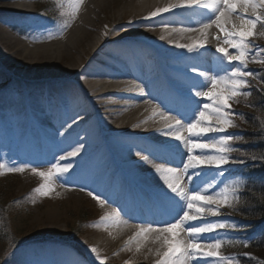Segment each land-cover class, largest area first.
Wrapping results in <instances>:
<instances>
[{"label": "bare ground", "instance_id": "6f19581e", "mask_svg": "<svg viewBox=\"0 0 264 264\" xmlns=\"http://www.w3.org/2000/svg\"><path fill=\"white\" fill-rule=\"evenodd\" d=\"M3 1L0 0V19L30 17V13L25 9L26 0H14L5 6L2 5ZM177 2L178 0H84L72 27L59 39L40 45L32 42L19 44L10 35L0 31V56L5 62L16 65L23 63L25 68L30 67V71H41L50 63L55 65L70 57L68 65L56 76L29 79L34 95L28 100L12 98L5 95L0 88V124L3 130H14L20 144L24 145L31 155L41 153L40 164L48 163L45 161L47 156L44 155L47 149L51 151L49 162L56 163L61 156L82 145L77 156L61 161L71 163L73 167L68 173L56 177L54 183V188H62L64 194L73 200L82 199L85 191L91 190L95 183L101 188L108 171H112L113 177L106 181V188L96 192V196L106 203L101 204L96 199L99 217L93 230L95 232L86 240V245L95 247L107 261L118 262L121 257L132 259L131 264H154L159 258L157 251L154 252L155 258L150 259L144 257L140 251L133 253L127 249L134 244L135 234L141 227L162 222L148 216H145L144 221L140 220L139 217L143 216L144 212L139 195L145 197L153 213V196L160 202L167 198L164 193L172 196L155 167H167V164H174L175 161H179L178 165L182 167L181 160L187 158L185 145L160 131L166 123L162 117L175 114L171 97H182L190 102L191 114L186 124L191 122L190 118L196 108L192 101H200L201 106L208 102L206 98L194 97L193 92L190 95L186 93L185 89L190 87V82L182 68L197 62L192 58L196 53H202L204 50L215 53L216 46L202 47L192 52L178 46L192 44L188 39L198 21L195 8H187L189 10L185 11L184 19L178 16L181 8L155 18L144 19L157 8ZM207 14L206 9L200 12L202 19ZM28 23L39 26L36 19H30ZM234 23L239 24L236 16ZM177 25H181V28H174ZM213 27L219 31L215 25ZM223 35L221 33L219 39L215 37L221 45ZM177 38H180V43H177ZM152 41L156 43L152 44ZM234 51L230 49V52ZM216 54L217 67L213 75L219 67L227 65L221 54ZM48 55L50 57H47ZM34 56L39 58L29 59ZM121 61L132 70L137 65L146 75L143 80L135 79L143 89V94L139 97H133L135 89L133 92L126 91V88H137V85L130 86L132 83L127 80L128 74L118 71ZM92 64H95V70L90 69ZM53 85L59 86V89L53 90ZM160 90L164 94L163 97L159 96ZM198 90L205 89L199 87ZM57 101L71 104L72 110H53L52 105L57 104ZM86 108L90 113L86 112ZM45 122L51 123L52 127H47ZM100 130H105L106 135H110L109 143H105V135L101 136ZM222 134H208V139L213 136L219 138ZM183 135L188 136V133L183 132ZM55 138H58L59 142H56ZM161 144L171 145L173 151L160 154L162 158H158L152 155V151ZM194 154L200 155L201 152L195 150ZM99 155L100 159L95 160ZM84 156L88 161L83 165ZM145 156L148 157L147 160L144 159ZM204 172L206 174L202 175L200 180L193 183L185 178L184 183L190 189L197 185L204 188L207 183H212L213 188L208 189V193L219 191L222 180L217 178V173L223 172V169L205 167ZM118 194L124 196L123 200L140 215L138 218L135 215L130 222L124 219L129 214L115 202L113 195ZM113 210L119 211V222H102L101 217ZM176 215L174 205L170 221ZM220 217L221 215L209 216L207 220L210 223L217 222ZM219 231L220 229H217L214 233L204 234L205 239L202 242H210V238L217 237L216 233ZM156 235L158 234H147V238H153L149 244L155 241L162 247V239L156 240ZM125 236L126 240L118 245ZM181 237L187 240L186 233L181 232ZM134 246L137 249V244ZM160 251L163 252L164 248ZM26 252L24 249L13 253L5 264H18ZM55 254L59 256L60 261L69 264L70 254L67 251L57 249ZM204 259L196 258L191 264H204ZM91 264L100 262L94 260Z\"/></svg>", "mask_w": 264, "mask_h": 264}, {"label": "snow or ice", "instance_id": "6c2138e0", "mask_svg": "<svg viewBox=\"0 0 264 264\" xmlns=\"http://www.w3.org/2000/svg\"><path fill=\"white\" fill-rule=\"evenodd\" d=\"M82 3L83 0H67V11L61 13V16L67 18L60 24V34L71 25V21L75 20ZM59 6L64 7L63 4ZM177 8H203L208 13L204 18L206 22L200 23V32L203 38L192 44L178 46L189 52L204 47L207 43V29L215 25L224 34L223 45H227L225 47L218 44L216 52L221 54L224 61H227V65L219 67L214 75L199 73L204 77V81L199 87L205 90H196L192 95L206 98L208 102L201 106L200 101H192L196 108L190 118L191 122L184 124L175 116L164 115L162 117L166 123L160 131H163L166 136H171L182 142L187 148V158L180 162L182 167H163L161 165L155 167L163 184L172 194L169 198L174 202L177 215L172 218V221L155 222V224H148L147 227H141L134 238L143 236L147 239V234L157 233L155 239H162L164 251L161 252L157 249L156 254L159 258L154 261V264H191L196 258H205L204 264H207L206 258L209 257L214 258L218 264H239L235 256L221 254L220 249L225 243L222 239L211 237L210 242H202L206 233H214L217 229L236 227L234 224L222 222L210 223L207 218L219 216L221 207L235 206L239 200L238 185L224 184L219 191L213 190L209 194L207 190L213 188L212 183H207L204 188L197 185L190 189L184 180L187 178L188 182L194 183L195 180H200L205 167L221 169L222 166L233 162L230 161V154L235 149L232 148L231 142L240 140L241 137L227 134L226 131L229 127L236 126L233 120L236 113L230 102H238V97L250 95L245 89L249 86V78L255 79L256 77L254 72L248 69L249 61L264 64V48H258L252 39L257 35L264 36V0H178L177 3L157 8L144 19L155 18ZM234 15L239 19V24L232 21ZM188 30L191 31V29ZM219 38L218 36L217 39ZM230 49L235 51L230 52ZM257 56L261 57L258 61ZM193 71L195 72L196 69L193 68ZM260 79L264 80V76H261ZM140 92H143L142 88ZM185 128L188 136L183 135ZM217 133L224 134L219 138L213 136L208 139V134ZM81 148L82 145L73 148L47 170L33 167L32 172L42 179V183L33 191L41 196L50 195L54 191L56 177L68 173L73 167L71 163H61V161L77 156ZM195 150H200L201 154H194ZM172 151L171 145L161 144L152 151V155L162 158L160 154ZM256 158L252 157V159ZM144 159L147 160L148 157L145 156ZM239 162L243 163V161ZM24 170L23 166L8 167L5 163H0V175H3L5 171L11 173ZM217 174L223 175V172ZM56 194L59 195V193ZM164 195L168 197L167 192ZM94 198L101 204L106 203L99 196H94ZM119 216V211L113 210L101 217V221L119 222ZM181 232L187 234V240L181 237ZM228 243L231 244L232 241H228ZM140 247L141 245L137 244V252L140 251ZM90 251L100 264H105L107 258L102 257L95 247H91ZM244 255L250 256L247 253Z\"/></svg>", "mask_w": 264, "mask_h": 264}, {"label": "rangeland", "instance_id": "374dc122", "mask_svg": "<svg viewBox=\"0 0 264 264\" xmlns=\"http://www.w3.org/2000/svg\"><path fill=\"white\" fill-rule=\"evenodd\" d=\"M12 1L14 0H4L2 5L5 6ZM27 1L30 8L35 10L34 15L24 18H11V20L6 17L0 19V31L10 35L19 44L20 42H32L40 45L55 41L72 27L77 18L76 16L75 20L71 21V25L60 34V24L62 20L67 18L61 16L62 12L67 11V0ZM60 4H63L64 7H60ZM30 19L38 20L39 26L29 24L28 20ZM252 39L258 48H264V37ZM75 56L76 54L73 55V57ZM38 58L34 56L29 59L35 60ZM260 59L261 57L257 56V61ZM69 62L70 57H66L60 60L58 64H48L41 71H30L28 70L30 67L25 68L23 63L16 65L9 61L5 62L0 56V88H2L5 95L28 100L34 95L32 82L29 79L44 76L54 77ZM262 66L264 64L249 61L248 69L252 70L256 77L255 79L249 78V82L250 80L253 82H251L252 85L260 86L257 70ZM13 82H18V84L15 85ZM251 83L245 91L249 92ZM52 106L53 110L55 109L57 112L72 110L71 104L60 101ZM86 112L90 113V110L86 108ZM233 120L235 125L238 126L239 118L237 114L233 116ZM45 124L49 128L52 127L49 122H45ZM2 127L0 124V163H5L8 167L23 166L25 170L11 173L5 171L3 175H0V264H5L13 253L24 249L27 252L22 255L18 264H67L66 261L59 260V256L55 254L57 249H64L70 254L69 264H77L78 262L79 264H91L96 258L90 251L91 247L86 245V240L92 237V233L95 232L93 230L96 228L95 223L99 217V207L94 196L102 188L96 183L93 184L94 187L91 190H86L83 198L78 201L66 196L62 188H54V191L48 196L35 193L33 190L42 183V179L34 174L31 169L33 167L39 170L50 168L54 164L53 162L50 163L48 158L51 151L47 149V153H44L47 156L45 161L48 163L40 164L41 157L31 155L26 151L25 146L20 144L19 137L16 136L14 130H3ZM235 127H229L227 134L238 136L234 132ZM99 134L101 136L105 135V137L103 136L105 143L110 142L108 140L110 135H106L105 130H100ZM54 140L59 142L58 138ZM235 142L236 140L231 142L232 148H234ZM87 161L88 159L84 156L82 164L84 165ZM230 163L238 162L233 161ZM228 168L227 165L222 166L223 175L217 177L222 180L220 188L224 184L238 185V188H240L243 183L242 178L240 176H230L231 172ZM56 193H59V195ZM220 215L221 217L216 220L217 222L234 224L236 227L220 229L216 233V238L222 239L226 243L223 246H242L245 243L242 234L244 221L232 211V207H222ZM152 239V236L147 239L137 237L134 239V244L129 246L127 250L134 253L136 252V248H134L136 246L134 245L140 244L142 255L154 259V252L162 247L160 243L155 241L149 244ZM228 241H232V243L229 244ZM223 246L220 249L221 253L224 251ZM231 256H234V254ZM106 262V264H131L133 260L119 257L118 262L115 260H106ZM207 263L218 264L214 258L208 259Z\"/></svg>", "mask_w": 264, "mask_h": 264}, {"label": "trees", "instance_id": "16d2710c", "mask_svg": "<svg viewBox=\"0 0 264 264\" xmlns=\"http://www.w3.org/2000/svg\"><path fill=\"white\" fill-rule=\"evenodd\" d=\"M257 72L260 86L252 85L250 80V95L238 97L233 104L239 118L236 130L241 137L234 144L233 156L243 163L232 171L243 183L232 211L244 221L242 234L247 246L243 243L223 249L224 255L234 254L239 264H264V80L260 79L264 67ZM253 156L257 158L252 159Z\"/></svg>", "mask_w": 264, "mask_h": 264}]
</instances>
